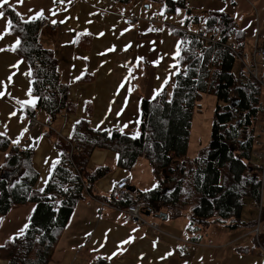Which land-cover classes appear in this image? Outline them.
Masks as SVG:
<instances>
[{
  "label": "trees",
  "instance_id": "16d2710c",
  "mask_svg": "<svg viewBox=\"0 0 264 264\" xmlns=\"http://www.w3.org/2000/svg\"><path fill=\"white\" fill-rule=\"evenodd\" d=\"M148 1L164 3L166 12L186 5V0ZM235 2L232 0L233 5ZM1 11L8 21L7 30L18 39L13 53L28 63L31 90L37 97L35 109L56 117L69 103L66 89L58 79L55 57L38 41L41 19L24 20L8 4ZM187 12L188 23L199 22L196 15H190V9ZM204 23L209 35L218 34L216 43L202 41L192 32L174 31L179 36L180 47L172 82L166 77L155 95L141 100L140 134L135 137L119 131L108 134L105 129L93 128L87 119H80L74 124L72 138L57 143L60 157L43 190L33 187L37 173L29 162L32 150L20 148L0 132V152L6 153L5 162L0 166V215L16 205H35L24 232L0 244V259H5L7 264L50 262L74 206L85 193L93 195L95 182L110 171L107 165L93 170L87 168L94 150L117 153L116 165L125 170H131L144 158L156 180L152 189L129 190V195L121 201H112L113 205L126 207L141 200L142 209L151 214L163 212L171 218L181 216L189 207L187 228L194 234L193 240L211 224L230 229H251L258 221L264 224L261 207L257 221L241 219L243 197L250 196L257 206L261 198L262 181L251 157L261 137L257 122L259 112L264 109L260 96L264 57L260 55L258 69L255 65L245 68V62H240L235 73L233 68L238 57L228 43L236 44L243 54L245 30L238 28L224 12H209ZM260 44L256 50L264 48V41ZM249 68L256 69V77L247 72ZM207 92L222 105L215 107L208 146L196 156L187 157L192 112L201 95ZM22 164L25 172L20 169L16 174L15 170ZM255 241L264 249V231ZM106 263L102 257L93 262Z\"/></svg>",
  "mask_w": 264,
  "mask_h": 264
},
{
  "label": "crops",
  "instance_id": "0c3cea01",
  "mask_svg": "<svg viewBox=\"0 0 264 264\" xmlns=\"http://www.w3.org/2000/svg\"><path fill=\"white\" fill-rule=\"evenodd\" d=\"M150 4L148 0L126 4L113 0H9L8 5L22 19H45L57 25L54 31L39 29L38 41L53 53L58 79L69 103L61 114L50 116L49 127L26 130L31 109L42 121L49 115L35 109L37 97L31 90L28 63L13 53L18 39L7 30L6 17L0 18V132L20 148L32 150L29 162L37 173L33 185L36 190L45 188L60 157L56 145L72 138L77 121L87 119L93 128L105 129L108 134L125 133L131 120H136L145 90L155 95L164 85L167 71L177 59L173 54L177 29L166 28L156 17L147 15L145 9ZM233 6L230 16L238 28L251 29L245 39L259 46L260 30H264V0H236ZM127 16L135 17V22L127 24ZM152 17L156 21L149 25ZM139 42H144L145 47L140 48ZM178 44L180 39V47ZM244 48L245 45V68L255 65L258 69L261 56L246 54ZM151 50H156L153 63L148 62L145 52ZM137 63L140 67L135 74L140 79L132 85ZM143 81L144 85L139 86ZM117 157L108 150H94L90 155L89 170L102 165L111 170L95 182L93 195L85 193L74 206L48 264H93L100 257L106 264H264V249L255 241L253 227L230 229L211 224L193 240L194 234L182 236L177 226L168 223V216L161 219L160 225L148 219L159 225L158 230L131 222L125 207L110 201L113 185L126 178L130 191H147L156 185V180L150 188H138L131 182L130 170L116 165ZM23 167L20 165L16 174L20 169L25 172ZM95 197L111 206L101 207ZM138 201L142 207L144 202ZM34 209L33 203H25L0 215V244L24 232ZM0 264L7 261L0 259Z\"/></svg>",
  "mask_w": 264,
  "mask_h": 264
},
{
  "label": "rangeland",
  "instance_id": "374dc122",
  "mask_svg": "<svg viewBox=\"0 0 264 264\" xmlns=\"http://www.w3.org/2000/svg\"><path fill=\"white\" fill-rule=\"evenodd\" d=\"M185 6H177V9L174 12H166L165 11V4L164 3H155L151 2L150 7L145 9V13L147 15H153L156 17L158 23L160 25H164L166 28H179L182 30H194L199 27L200 24L204 23L208 11L211 12H224L226 14H233L234 6L232 4V0H186ZM190 9L192 15H196L199 18L198 23H188L186 18L189 17L187 10ZM247 36L251 29L249 27H244ZM156 29H153L152 32H155ZM253 36L255 35V30L253 27ZM250 35V34H249ZM178 36V35H177ZM175 38L174 42V52L175 58L178 57L179 47L177 46V40L179 38ZM179 37V36H178ZM264 30H260V42L263 43L264 41ZM245 45V52L246 54H252L257 56L256 58H260V54L256 53L254 41H248L244 39ZM139 47L144 48V42H139ZM179 45V44H178ZM147 54L148 62H154L156 58V50L145 51ZM251 56V55H250ZM174 62L176 60H173ZM138 67H140L139 63L133 68L132 77L136 76ZM240 67V61L238 59L235 60L233 71L236 73L238 68ZM174 67L171 70L167 71L166 77L170 78L172 82V78L174 74ZM140 79L136 76V79L133 81L131 79V83L137 84V80ZM133 81V82H132ZM145 81L139 83V86L144 85ZM144 98H151L154 94H150V90H145ZM150 94V95H149ZM140 98V97H139ZM264 100V99H263ZM222 105V102L217 101L215 96L211 92L203 93L201 98L194 108L191 117V127L188 139V146H187V157H194L198 154L199 150L202 148H206L210 142V134H211V127L214 118V110L216 105ZM140 106V105H139ZM264 106V105H263ZM131 107H133L131 105ZM140 111L141 108H138V114L136 115V120H131L130 124L127 126V130L125 131L126 134L130 136H138L140 134ZM257 129L261 134V137L255 143L256 150H253V154L251 157V163L255 166L256 173L259 175L262 181V190H261V198L259 201V205L254 202V200L250 196L243 197V207L241 212V219L246 221H257L259 219V206L264 208V109L259 112L258 115V122H257ZM64 142H66L64 140ZM6 153L0 152V166H2L5 162ZM132 170L129 171L131 182L134 183L138 188H150L152 186L153 181L155 178L151 173V169L149 164L141 158L140 161ZM110 168V167H109ZM111 170V168H110ZM117 183V182H116ZM115 183V184H116ZM113 185V187L115 186ZM155 184V182H154ZM141 206V204H139ZM191 215V209L189 207L185 208L183 214L176 218L169 217L168 223H172L173 225L177 226L181 232L182 236H190V230L187 228V223L189 216ZM145 216V215H144ZM145 218L151 219L156 221L159 225L163 221L161 219L153 217V214L150 216H146ZM211 227L216 228H225L221 225L214 224ZM252 228V231L254 230ZM212 229V228H211Z\"/></svg>",
  "mask_w": 264,
  "mask_h": 264
},
{
  "label": "built area",
  "instance_id": "2783aa9c",
  "mask_svg": "<svg viewBox=\"0 0 264 264\" xmlns=\"http://www.w3.org/2000/svg\"><path fill=\"white\" fill-rule=\"evenodd\" d=\"M136 20L135 17L133 16H127L125 19V22L127 24H132L134 23ZM156 21L155 18H149L148 19V24L149 25H153L154 22ZM56 24L50 23L48 20L42 19L39 23V27L40 29H44V28H48L52 31H54L56 29ZM176 29H178L176 27ZM186 32H190L188 30H185ZM194 33V35L199 38L202 41H211L212 43H216L217 39H218V34L216 32L212 33L211 35H209L206 31V26L205 23H203L202 25H200L198 27V30ZM228 47L234 52V54L238 57L237 59L240 62H244V60L246 59V56L243 54H240L238 47L233 43V42H229L228 43ZM257 45L255 46V51L259 52V54L264 57V48L258 49L256 50ZM247 72H252L254 74V76L256 77V69H251L249 68L247 70ZM260 96L264 99V82H261V87H260ZM51 117L48 116L45 118L44 121H42L39 117V114L36 112H32L28 115L27 118V122H26V130L30 131L33 129H37V128H42V127H49L50 123H51ZM67 141V140H65ZM127 195H129V183H128V179H121L119 180L114 187H112L111 191H110V201H114V202H118L121 201L122 199H124ZM99 204L101 207L104 206H111L110 203L108 201H105L103 199H99ZM143 209L142 207L139 205V203H134L131 205H128L124 208V212L127 216V218L135 223L136 225H146L148 227H151L152 229L158 230L159 229V225L153 221H149L147 218H145L146 216H144V214L142 213ZM259 211H260V206H259ZM264 231V224L259 222L255 225L254 230L252 231L255 235V237H258V235H260L262 232Z\"/></svg>",
  "mask_w": 264,
  "mask_h": 264
},
{
  "label": "water",
  "instance_id": "95a60500",
  "mask_svg": "<svg viewBox=\"0 0 264 264\" xmlns=\"http://www.w3.org/2000/svg\"><path fill=\"white\" fill-rule=\"evenodd\" d=\"M148 5H146L145 7H147ZM232 106L235 105V103H231ZM167 190V189H165ZM142 213L145 215V216H150L151 215V212L147 209H143ZM153 217L155 218H158V219H162V220H165L167 218V214L166 213H163V212H159L157 214H153Z\"/></svg>",
  "mask_w": 264,
  "mask_h": 264
},
{
  "label": "snow or ice",
  "instance_id": "6c2138e0",
  "mask_svg": "<svg viewBox=\"0 0 264 264\" xmlns=\"http://www.w3.org/2000/svg\"><path fill=\"white\" fill-rule=\"evenodd\" d=\"M7 4H9V0H3V2L2 3H0V8H3L4 7V5H7ZM4 16V13L3 12H0V18H2ZM11 22L9 21V24H10ZM0 95H2V93H0Z\"/></svg>",
  "mask_w": 264,
  "mask_h": 264
}]
</instances>
